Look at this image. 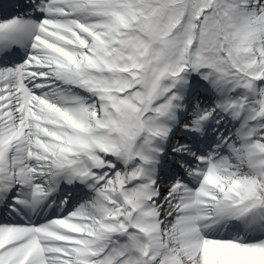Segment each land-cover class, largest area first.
<instances>
[{
    "label": "snow or ice",
    "instance_id": "6c2138e0",
    "mask_svg": "<svg viewBox=\"0 0 264 264\" xmlns=\"http://www.w3.org/2000/svg\"><path fill=\"white\" fill-rule=\"evenodd\" d=\"M0 264H264V0H0Z\"/></svg>",
    "mask_w": 264,
    "mask_h": 264
},
{
    "label": "bare ground",
    "instance_id": "6f19581e",
    "mask_svg": "<svg viewBox=\"0 0 264 264\" xmlns=\"http://www.w3.org/2000/svg\"><path fill=\"white\" fill-rule=\"evenodd\" d=\"M2 222H6V221H5L4 216L3 215H0V223H2Z\"/></svg>",
    "mask_w": 264,
    "mask_h": 264
}]
</instances>
